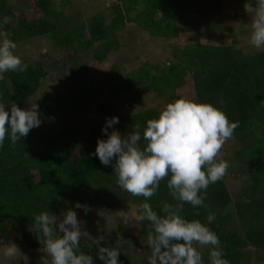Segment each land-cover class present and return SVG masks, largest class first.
Listing matches in <instances>:
<instances>
[{
	"label": "rangeland",
	"instance_id": "374dc122",
	"mask_svg": "<svg viewBox=\"0 0 264 264\" xmlns=\"http://www.w3.org/2000/svg\"><path fill=\"white\" fill-rule=\"evenodd\" d=\"M18 1H14L15 7L23 5V10L20 14V10L15 8L16 13H18V16L15 13V17L22 21L35 20L38 16L36 0H28L30 3L26 4L25 2V4L21 5L20 1ZM55 1L60 9L59 16L63 15L65 26L66 28L69 27V29L82 26L87 33V29L90 26V22L87 19L99 12L102 13V16L95 23L96 26H93L96 31L101 30V28L109 31L117 25L119 19L122 17L124 19L125 0ZM145 1L151 3L157 1L156 5H161L164 0ZM72 3L78 6L77 9L72 6ZM255 8L256 6H248L246 9L245 6L239 5L235 0H222L220 4L216 3V1H210L205 5L198 6L184 16L180 25L187 29L185 33L170 40H162V42L158 41L157 38L150 37L146 31L134 23L125 24L123 28L115 30V35L117 36H115V39H108L112 49L102 62L93 60L90 52L84 49L85 46L87 47L85 43L79 49H73L69 52L62 51L61 47L45 36L17 44L14 54L20 56L24 64L34 66L39 62L46 70V75L42 80V88L32 100L23 106H19L21 109H27L33 103H37L39 110L41 101L43 103L49 102L50 105L46 109L45 114L44 109L39 110L41 125L30 130L28 133L29 138L33 141L39 140L38 143L42 149L46 148L45 145L47 143L52 146L51 148H56L60 140L58 136L61 137L62 134L69 133L72 130L71 126H75L90 138L105 139L108 136L102 132V128L106 126V119L113 116L119 118V123L108 128L109 134L113 130L117 131L120 126L122 127L125 123V118L129 117L131 120L133 116L145 110H152L159 115L168 103L174 102L179 98L195 101L198 94L203 96L202 98L205 101L213 100L209 102L213 106L224 102L226 98L222 97L221 94L215 96L213 93H205L207 90H205V87L203 91L202 86L197 81L193 83L194 68H189L186 63H195V66L202 67L199 63L200 55L209 54L211 49L220 47H236L245 54L249 52V54H253L258 51L250 44L251 22L254 18ZM146 13L147 7L144 5L143 17L147 15ZM159 15L160 13L158 12L154 18L157 19ZM57 19L61 21L58 16ZM63 22L61 21L62 26L64 25ZM86 38H88V34H86ZM100 39L99 36L96 37L95 42L93 43L92 41L91 44L95 47ZM189 47H195L192 48L193 52L191 54L185 50V48ZM114 48L117 49L114 50ZM72 62L76 64L88 63V75L84 90H73L71 99H75L81 93L87 92L90 93V96L93 95L95 102L88 101L85 105V112L76 111L73 113L70 111L71 106H68L66 112L69 111L70 114L65 117L63 112L59 111H62V105L67 103L66 93L71 85L67 68L72 65ZM143 65L150 67L149 76L140 78L136 86H131L127 82L126 77ZM242 71L244 70L242 69ZM255 71L251 78L253 85L258 83L257 77L264 78V65L257 67ZM243 73H240L237 69L235 70V75H238L239 78L240 75L245 76ZM3 75L5 77L6 73ZM178 78H180L182 85H177L178 87L174 89L173 96L171 93L166 96H159L157 93L159 87L166 85L168 81L175 82ZM2 81H6L8 85L10 84L6 78ZM13 86L15 87L14 84ZM236 93V91H233L232 95ZM249 93L250 96L248 95V97H252V94H254L253 91H249ZM246 98L247 96L235 98L232 104L238 105L235 100L243 102ZM0 103L2 102L0 101ZM217 108L224 111L229 118L223 103L219 104ZM6 111L10 112V108L6 107ZM83 117L88 120L84 121ZM68 118H71V120L69 121ZM239 146L240 141L234 136L233 139L226 142L221 153V158L228 161L230 165L227 175L223 178L224 185L229 191L232 200L227 209L228 218L223 219L222 225H219L217 220L220 217L213 212L210 214H213L215 219L209 223L207 218H204L202 223L211 226L216 225L220 233V236H218L219 240L222 235L227 237L229 232L234 231L238 234L241 239L239 241L234 239L235 235L233 237L229 235L226 240L220 241V249L223 253L228 251V246H234L236 249L235 253L228 251V259L236 256V253L249 252V256L246 257V264H264V252L257 251L251 244H248L252 238L257 237L255 228L264 226V201L262 206L257 208L255 214L251 213L252 217L258 214L254 219L249 218L241 221L237 216L236 209L240 203L248 204L252 202L247 200L251 193L247 185L252 182L254 184V179H257L250 180L251 177L248 176L249 172L247 169L255 167L254 165L245 169L244 166L247 165L240 166L239 164L240 167L238 168L233 154L236 151H240ZM74 157L78 161L82 159L81 165L87 163V166L89 165L88 168H92L94 175L101 176L103 172L106 174V171L109 170L105 166L103 168L104 171L101 170L99 167L101 162L98 156L93 154L92 151L85 150V147L77 148ZM237 168L238 170L240 169V174L236 171ZM27 175L28 177L24 181L27 188L32 184L40 186V178L36 172L29 170ZM165 184L167 182L162 181L159 188ZM92 187L88 184L85 185V191L89 190L90 192L91 190L92 192L82 195L77 202L71 203L64 200L62 202V211L55 216L62 219L69 209L76 212L77 219L81 222L82 231L79 249L82 246L89 250L94 249L99 244L113 237L118 240L115 245L120 247L122 251L120 253L127 255L126 264H148L151 252H149L148 246L144 243V239L139 236V223L135 220L136 211L133 197L124 191H93ZM165 187L167 188L166 185ZM167 192H169L168 189ZM260 200L264 199L260 198ZM77 204L80 207H76ZM250 205H253V203ZM120 211L127 213L130 220L129 225L125 226L122 223ZM219 216L223 217L222 215ZM136 227L138 231L132 232L133 228ZM122 234H127L128 237L126 236L125 239H122ZM134 236L136 237V245L130 241ZM19 237L18 234L0 236V264H45L46 261L50 264V257L43 253L42 250L33 252L27 251L23 247H18L21 254L15 258H4L2 253L6 244L9 242L17 244ZM199 250L203 254V260H205L209 253V248L201 247Z\"/></svg>",
	"mask_w": 264,
	"mask_h": 264
},
{
	"label": "trees",
	"instance_id": "16d2710c",
	"mask_svg": "<svg viewBox=\"0 0 264 264\" xmlns=\"http://www.w3.org/2000/svg\"><path fill=\"white\" fill-rule=\"evenodd\" d=\"M14 1L0 0V30L8 31L11 34L9 38L16 45L36 37L45 36L54 41V44L61 47L62 51L69 52L73 49H79L85 43L87 47L85 46L84 49L90 52L91 57L96 62H102L106 59L112 49L110 40L108 39H115V30L123 28L125 24L134 23L146 31L150 37L157 38L158 41L162 42V40H170L185 33L187 29L183 25H180V22L185 15L195 10L198 6L205 5L210 1H216L219 4L222 2V0H164L161 5H156L157 1L151 3L145 0H125L124 19L123 17L119 19L116 26L109 31L104 28L96 31L93 26H96L95 23L102 16V13L99 12L87 19L90 22V26L86 33L82 26H76L72 29H69V27L66 28L65 19L63 15L59 16L60 9L55 0H36L38 16L33 21H22L15 17V8L20 10L21 14L23 10V5L21 4H25V2L28 4L30 1L19 0L20 7H15ZM235 1L243 6H257L256 0ZM144 5L147 7V15L145 17L142 14ZM72 6L76 9L78 7L74 3H72ZM158 12L160 15L155 19L154 16ZM6 16L10 17L11 20L8 24H3V19ZM57 16L62 22L64 21L63 26L61 21L57 19ZM86 34H88V38H86ZM98 36L101 39L94 47L91 42L93 41L94 43ZM77 43L78 45H76ZM192 48L195 47L185 48V50L191 54L193 52ZM116 49L114 48V50ZM249 53L245 54L238 48L232 46L230 48L220 47L218 49H211L209 54L200 55L199 63L202 67L195 66V63H186L189 68H194L193 83L197 81L202 86L203 91L205 87V90L207 89L205 93H213L215 96L221 94L222 97H225L226 100L218 103V105L224 104L230 121H239V127L235 129L234 136L240 141V151H236L233 154L238 168L241 165H247L244 166L245 169L249 166H255L247 169L249 172L248 176L251 177L250 180L257 178L254 179V184L252 182L247 185L251 192L247 200L252 202L248 204L240 203L236 209L237 216L241 221L249 218L254 219L255 216L257 217L258 214L252 217L251 213L253 212L255 214L257 208L262 206V202L264 201L260 200V198L264 199V78L257 77L258 83L254 85L251 79L256 72L255 69L264 65V51L258 50L253 54ZM236 69L240 73L244 72L243 74L245 76L240 75L239 78L238 75H235ZM150 70L148 65L139 66L137 70L132 71L126 77L127 82L131 86H136L140 78L149 76ZM67 71L71 85L66 93L67 103L63 104L62 111H59L63 112V116L65 117H68L70 114L69 111L66 112L68 106H71L70 111L73 113L76 111L85 112L86 103L88 101L95 102L93 95L90 96V93L87 92L81 93L75 99H71L73 90L83 91L85 88L88 75V63L76 64L72 62V65L68 66ZM45 75L46 70L39 62L34 66L28 65L23 72H6L5 78L10 84L8 85L6 81H0V101L7 108H10L13 103L18 107L25 105L42 88V80ZM177 85H182L180 78L175 82L168 81L166 85L159 87L157 93L159 96H166L170 93L173 96L174 89L178 87ZM233 91L237 93L232 95ZM249 91L254 92L252 97H248L250 94ZM240 96H247V98L243 102L235 100V103H238V105H233L234 99L240 98ZM202 97L197 94V100L195 101L201 103L213 101H205ZM40 103L39 110L44 109L45 114L46 109L50 107L49 102L43 103L41 101ZM218 105H214V107L217 108ZM158 117L159 115L152 110H145L133 116L131 120L129 117L125 118L124 125L122 127L120 126L117 131L124 137L134 131L135 124H139L142 134L149 118L157 119ZM83 119L84 121L88 120L86 117H83ZM68 120L70 121L71 118H68ZM71 128L72 130L69 133L62 134L61 137L58 136L60 140L56 148H51L52 146L47 143L45 145L46 148L42 149L38 143L39 140L33 141L28 135L22 138L21 141H18L15 147H12L10 137H7L3 147L0 148V236L5 237L11 234L12 236L18 234L20 237L16 245L25 248L27 251L35 252L42 250L45 253L44 245L42 242L40 243L43 240L42 233L35 226V217L41 212L47 211L50 215L52 214L54 216L58 213L60 214L64 200L70 201L71 203L77 202L82 195L92 192L91 190L90 192L89 190L85 191L84 186L87 184L93 186V191L112 190L122 192L118 187V177L114 172L113 164L115 160L108 166L100 163L99 167L101 170L104 171V166L108 167L109 170L107 169L106 174L103 172L99 176L93 174L92 168L89 169L87 163L81 165L82 159L78 161L74 157L75 150L79 147H85V150L92 151L95 154L98 140H107V138H90L78 130L77 127L71 126ZM140 143L142 148L146 146V142L143 139ZM238 168L236 171L240 174V169L238 170ZM29 170L39 175L40 186L32 184L27 188L24 184ZM256 181L257 183H255ZM165 185H162L157 194L148 201H145L143 197L132 196L135 202V215L138 214V205L144 202L150 203L158 215H163L161 212V201L175 203L169 195V192H167ZM230 197L229 191L222 179L208 187L205 198V204L208 205L207 208H193L190 204H185L182 216L189 221L199 220L202 223L204 218H207L210 213L214 212L220 217L217 222H219V225H222L223 219L228 218L227 209L232 201ZM251 203L253 205H250ZM197 212H199V215H196ZM219 215L223 217L221 218ZM138 223L139 236L146 241L150 222L145 220L139 221ZM205 225L215 232L217 236H220L216 225ZM54 227L56 226L54 225ZM138 228H133L132 232H137ZM255 232L257 237L252 238L248 244H251L255 250L264 252V226H257ZM229 235L231 237L235 235L234 239L236 241L241 240L234 231L229 232L227 237ZM245 235L247 234L245 233ZM126 236L128 237L127 234H122V239H125ZM227 237L222 235L220 241L226 240ZM131 239L130 241L136 245V237L134 236ZM116 242L118 240L111 237L94 249L89 250L82 246L79 252L91 255L94 264H103V261L99 260L97 255L99 247L115 248L119 252H122L120 247L115 245ZM227 249L233 252L236 250L234 246H228ZM228 251L224 253L223 258L227 259L229 264L247 263L246 257L249 256V252L236 253V256L228 259ZM149 252H151L150 248ZM118 259L121 264H126L127 255L120 253ZM204 264H210L209 255L204 260Z\"/></svg>",
	"mask_w": 264,
	"mask_h": 264
},
{
	"label": "clouds",
	"instance_id": "9594fccd",
	"mask_svg": "<svg viewBox=\"0 0 264 264\" xmlns=\"http://www.w3.org/2000/svg\"><path fill=\"white\" fill-rule=\"evenodd\" d=\"M256 2L250 44L264 51V0ZM10 20L4 17L3 24ZM10 35L0 30V80L5 79L6 72H23L27 68L21 57L14 54L17 45ZM117 123L118 117L106 119L102 132L108 138L98 140L95 154L105 166L115 160L113 167L120 190L148 201L157 194L161 182L166 181L169 195L175 201L174 204L161 201L163 215H158L148 202L138 205L135 220L150 222L144 242L151 249L148 264H204L201 247L209 248L210 264H229L223 258L217 234L199 220L185 219L182 212L185 204L208 207L205 204L208 187L222 180L230 167L221 153L226 142L234 138L239 121H230L224 111L210 103L179 98L168 103L157 119H149L142 134L139 124L127 136L122 137L116 130L109 134L108 128ZM40 125L37 103L27 109L13 103L10 112L0 103V148L7 137L15 147ZM142 139L146 142L143 148ZM120 218L125 226L130 224L127 213L120 211ZM214 219L213 214L207 216L209 223ZM35 226L42 233L40 243L50 257V264H94L91 255L79 252L82 231L75 211L69 209L62 219L41 212L35 217ZM2 254L13 259L21 252L15 243L9 242ZM97 255L103 264H121L120 252L115 248L99 247Z\"/></svg>",
	"mask_w": 264,
	"mask_h": 264
}]
</instances>
